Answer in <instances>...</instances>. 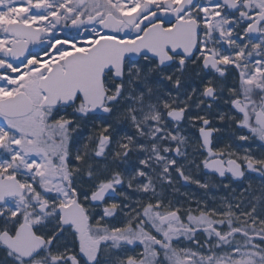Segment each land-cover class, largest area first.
Segmentation results:
<instances>
[{
    "label": "snow or ice",
    "instance_id": "1",
    "mask_svg": "<svg viewBox=\"0 0 264 264\" xmlns=\"http://www.w3.org/2000/svg\"><path fill=\"white\" fill-rule=\"evenodd\" d=\"M0 264H264V0H0Z\"/></svg>",
    "mask_w": 264,
    "mask_h": 264
}]
</instances>
